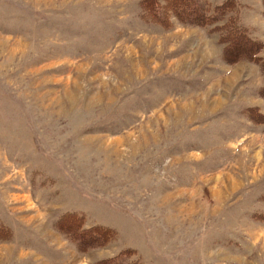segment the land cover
I'll list each match as a JSON object with an SVG mask.
<instances>
[{"label": "rangeland", "instance_id": "1", "mask_svg": "<svg viewBox=\"0 0 264 264\" xmlns=\"http://www.w3.org/2000/svg\"><path fill=\"white\" fill-rule=\"evenodd\" d=\"M182 7L0 0V264H264V2Z\"/></svg>", "mask_w": 264, "mask_h": 264}, {"label": "trees", "instance_id": "2", "mask_svg": "<svg viewBox=\"0 0 264 264\" xmlns=\"http://www.w3.org/2000/svg\"><path fill=\"white\" fill-rule=\"evenodd\" d=\"M176 2H177V5H178V10H179V11H177V15L179 16V14H180L179 12H181L183 10V8H184V7H182L183 0H176ZM179 2H181V3H179ZM263 2H264V0H263ZM179 17L181 18V14H180ZM186 17H187V19H184V21H190L189 23H192V24H197V25H206V24H208L199 15H197V17L194 16V15H186ZM233 37H234L232 39V45L233 46L231 48L233 49V54L237 53V56L235 58H233L234 56L232 55L233 57L229 56L230 58H233V60H237V61L241 59V60L254 61V62H257V63L261 62L262 66L264 67V61H263V59L260 58V57H258V55L256 54V52L252 51L251 48L249 49L248 47H245V50L244 51L240 48V42H237L238 40H236V39L240 38L241 36L238 37V34L236 33V35L235 36L233 35ZM248 44L251 47L258 46L256 43L255 44L254 43H248ZM230 58H229V60L227 59V61L231 63L232 60ZM232 62H235V61H232ZM260 96L264 99V89L261 90ZM260 116H261L260 117L261 118L260 119L261 120L260 122L262 124H264V115L263 114L262 115L260 114ZM254 117H255V114L254 115L251 114L250 118L253 119V121L255 122L256 120H255ZM95 231L96 230H94L93 232H95ZM98 235H101L102 236L101 233H98ZM95 241L96 240H93L92 239L90 241V244L91 245L95 244ZM87 244H89V243H87ZM87 244L82 243V245H80V246L81 247H85V246H87Z\"/></svg>", "mask_w": 264, "mask_h": 264}, {"label": "clouds", "instance_id": "3", "mask_svg": "<svg viewBox=\"0 0 264 264\" xmlns=\"http://www.w3.org/2000/svg\"><path fill=\"white\" fill-rule=\"evenodd\" d=\"M201 42V55L205 57H209L215 54V45L211 41V38L207 37L206 35H201L200 37Z\"/></svg>", "mask_w": 264, "mask_h": 264}]
</instances>
